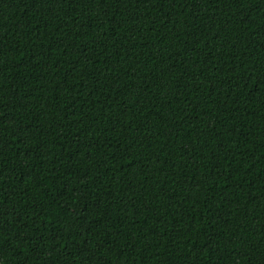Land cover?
<instances>
[{"label": "trees", "instance_id": "trees-1", "mask_svg": "<svg viewBox=\"0 0 264 264\" xmlns=\"http://www.w3.org/2000/svg\"><path fill=\"white\" fill-rule=\"evenodd\" d=\"M0 264H264V0H0Z\"/></svg>", "mask_w": 264, "mask_h": 264}, {"label": "snow or ice", "instance_id": "snow-or-ice-1", "mask_svg": "<svg viewBox=\"0 0 264 264\" xmlns=\"http://www.w3.org/2000/svg\"><path fill=\"white\" fill-rule=\"evenodd\" d=\"M94 2H100V3H103V2H105V0H94Z\"/></svg>", "mask_w": 264, "mask_h": 264}]
</instances>
